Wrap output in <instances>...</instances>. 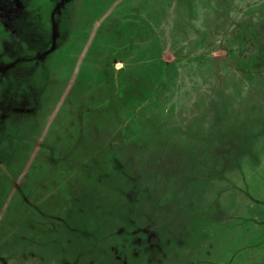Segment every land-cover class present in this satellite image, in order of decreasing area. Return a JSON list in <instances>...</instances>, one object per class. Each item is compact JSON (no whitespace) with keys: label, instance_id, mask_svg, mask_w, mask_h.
I'll use <instances>...</instances> for the list:
<instances>
[{"label":"rangeland","instance_id":"obj_1","mask_svg":"<svg viewBox=\"0 0 264 264\" xmlns=\"http://www.w3.org/2000/svg\"><path fill=\"white\" fill-rule=\"evenodd\" d=\"M263 21L264 0H0V264H264Z\"/></svg>","mask_w":264,"mask_h":264},{"label":"trees","instance_id":"obj_2","mask_svg":"<svg viewBox=\"0 0 264 264\" xmlns=\"http://www.w3.org/2000/svg\"><path fill=\"white\" fill-rule=\"evenodd\" d=\"M235 38L241 43V48L238 52V65L241 69L248 72L247 80L252 81L254 76L251 74V70L256 63L258 56V42L256 40L257 35L255 32V27L253 25H249L241 29Z\"/></svg>","mask_w":264,"mask_h":264}]
</instances>
